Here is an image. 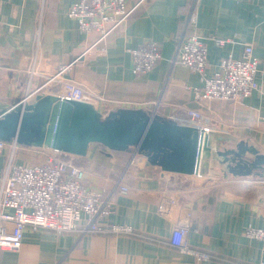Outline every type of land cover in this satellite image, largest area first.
Listing matches in <instances>:
<instances>
[{"label":"crops","instance_id":"crops-1","mask_svg":"<svg viewBox=\"0 0 264 264\" xmlns=\"http://www.w3.org/2000/svg\"><path fill=\"white\" fill-rule=\"evenodd\" d=\"M78 1L0 0V100L16 103L28 88L35 91L60 75L58 79L74 81L88 94L107 100L84 103L99 113L146 109L185 124L188 109H195L209 127L215 150L245 143L264 155V0H126L129 8L136 7L133 14L100 45L105 54L90 56L83 53L98 35L81 32L68 15ZM193 17L208 45L209 75L222 59L240 58L245 45L253 46L260 70L258 90L250 98L241 103L194 101L193 90L203 85L202 78L176 59ZM216 39L227 43L219 47ZM147 41L161 45V60L151 72L135 75L131 50ZM42 91L56 95L44 89L38 94ZM46 150L5 144L0 179L16 165L44 163ZM134 150L90 143L84 156L66 153L85 171L87 187L111 197L113 214L100 226L127 225L132 233L84 231L88 217L76 232L27 228L20 251L0 250V264L264 262L262 242L245 235L250 226L264 229V182L253 180H264V169L234 174L228 164L211 158L203 176L175 174ZM119 182L129 188L126 194L117 189ZM181 225L188 228L189 246L210 259L198 261L172 246V233ZM7 230H13L12 223Z\"/></svg>","mask_w":264,"mask_h":264},{"label":"built area","instance_id":"built-area-1","mask_svg":"<svg viewBox=\"0 0 264 264\" xmlns=\"http://www.w3.org/2000/svg\"><path fill=\"white\" fill-rule=\"evenodd\" d=\"M134 8H129L126 0H79L69 10V17L76 20L79 30L86 34H97V40L83 53L105 54L106 48L100 45L124 25ZM195 18L188 26L191 30L178 46L177 60L190 71L202 78V86L193 90L194 101L207 103L220 101L241 103L258 90L257 75L259 61L254 56V48L244 46L240 58L232 55L221 60L218 69L208 74L209 49L203 38L197 33ZM227 42L216 39L215 44L223 47ZM100 51V53L98 52ZM132 71L135 75L151 72L161 60V45L147 41L131 50ZM32 75L37 74L32 69ZM60 75L49 80L35 91L28 88L24 101L33 98L40 90L56 82L60 89L56 93L61 100L90 103L91 100L107 101L88 94L80 84L74 81H62ZM122 104L121 102L114 101ZM186 125L197 127L205 132L209 127L203 122L202 114L195 109H188ZM6 143L0 142V157ZM46 161L34 166H14L1 178L0 186V250L18 252L22 248L24 233L27 228L51 230L57 234L76 232L84 224V218L90 219L84 231L90 233L130 234L132 228L114 224L106 229L101 222L113 214L111 197L94 191L85 185V171L77 164L75 157L66 153L47 149ZM117 189L126 194L128 187L117 184ZM13 224V230H7V224ZM188 228L178 226L171 236V244L180 253L191 255L198 261L208 260L206 253L192 249L187 242ZM246 237L260 240L264 252V229L248 227ZM261 264H264L262 262Z\"/></svg>","mask_w":264,"mask_h":264},{"label":"water","instance_id":"water-1","mask_svg":"<svg viewBox=\"0 0 264 264\" xmlns=\"http://www.w3.org/2000/svg\"><path fill=\"white\" fill-rule=\"evenodd\" d=\"M210 133L146 109L118 108L99 113L92 105L40 93L16 103L0 100V142L54 149L84 156L90 143L147 157L163 171L203 176L209 160L228 164L234 174L264 169V155L245 143L215 150ZM248 154L252 157L248 158Z\"/></svg>","mask_w":264,"mask_h":264},{"label":"rangeland","instance_id":"rangeland-1","mask_svg":"<svg viewBox=\"0 0 264 264\" xmlns=\"http://www.w3.org/2000/svg\"><path fill=\"white\" fill-rule=\"evenodd\" d=\"M59 89H60V87H59L58 85H53V84H51L50 86L46 87V89H44V91H45V92H55V93H58V92H59ZM41 93H43V91H42ZM185 123H187V120H186ZM262 178L264 179V177H262ZM253 180L264 182V180H262V179H253ZM261 185L264 186V183L261 184Z\"/></svg>","mask_w":264,"mask_h":264}]
</instances>
